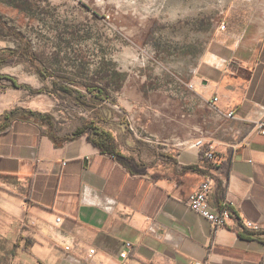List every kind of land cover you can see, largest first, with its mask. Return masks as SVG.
Here are the masks:
<instances>
[{
    "label": "crops",
    "instance_id": "1",
    "mask_svg": "<svg viewBox=\"0 0 264 264\" xmlns=\"http://www.w3.org/2000/svg\"><path fill=\"white\" fill-rule=\"evenodd\" d=\"M233 10L189 80L140 89L123 105L114 135L136 171L86 135L67 140L82 126L32 107L29 91L0 79V264H264V134L255 128L264 117V0ZM0 75L43 85L24 64L1 65ZM190 166L201 172L183 173ZM206 177L212 211L222 195L234 203L224 228L188 205Z\"/></svg>",
    "mask_w": 264,
    "mask_h": 264
},
{
    "label": "rangeland",
    "instance_id": "2",
    "mask_svg": "<svg viewBox=\"0 0 264 264\" xmlns=\"http://www.w3.org/2000/svg\"><path fill=\"white\" fill-rule=\"evenodd\" d=\"M241 3L0 0V32L8 35L0 36L1 46L18 52L12 66L24 64L33 74L44 68V78L37 74L43 85H33L51 94L29 93L32 107L55 113L59 122L83 127L93 121L116 135L126 115L123 105L131 107L132 94L170 85L174 89L189 80ZM28 49L31 55L24 57Z\"/></svg>",
    "mask_w": 264,
    "mask_h": 264
},
{
    "label": "trees",
    "instance_id": "3",
    "mask_svg": "<svg viewBox=\"0 0 264 264\" xmlns=\"http://www.w3.org/2000/svg\"><path fill=\"white\" fill-rule=\"evenodd\" d=\"M0 36L5 38L8 35L3 33V32H0ZM23 52H24L23 53L24 57L31 55L30 49L23 51ZM17 53L18 52H15L13 50H2V51H0V66L4 65V64L5 65H13L15 63H18V60L16 62L15 61L16 58L14 59V55L16 57ZM20 54H22V53H20ZM43 69L44 68L37 69V73H36L39 76H41L42 78L45 77V73H44ZM0 79L10 80L12 82V85L14 88L27 90L32 94H47V95L51 94V93H48L46 90H40V89L34 90L28 85H20L17 83V81L15 79H13L11 77H2L0 75ZM62 89L66 93L70 94V91L67 88L64 87ZM78 100H80V98ZM13 115H14V111L10 115H6L5 118L9 119V118L13 117ZM33 115H36L42 119L41 115H39V114L38 115L33 114ZM84 135L87 136V140L89 141V143H91L95 148L100 150L101 153L113 156L114 158L122 161L132 171H136V166L133 163V159L131 157L125 156L124 154L121 153V151L119 150V146H118V143L116 141V138L111 131L106 130L104 128H101L98 125H96L95 122L90 121V122H86L83 127L77 129L71 136H69L67 138V140L77 139V138L84 136ZM205 155H206V153H205ZM202 158H203V156H202V152H201V160H202ZM186 172L199 173L201 171L199 170L198 166H190V167L183 169V173H186ZM204 179H211L212 180V178H210V177H206ZM221 198L223 201L225 199V196L222 195ZM220 208H222V204H221ZM234 215H235V213H234ZM33 243L34 242L32 240L27 238L26 244H25V247H26L25 249H27Z\"/></svg>",
    "mask_w": 264,
    "mask_h": 264
},
{
    "label": "built area",
    "instance_id": "4",
    "mask_svg": "<svg viewBox=\"0 0 264 264\" xmlns=\"http://www.w3.org/2000/svg\"><path fill=\"white\" fill-rule=\"evenodd\" d=\"M221 29H225V25L221 26ZM217 101V100H216ZM264 114V112H263ZM228 117L232 118L233 113H230ZM255 128L261 134H264V117L263 120L255 124ZM198 146H202L203 142H199ZM206 157L214 162H218V157L209 149L206 152ZM213 190V181L211 179H203L199 185L195 193L189 198L188 205L189 207L195 211L197 214L211 222L216 228H224L226 227L234 218V203L229 201L228 199H224L222 203V208L218 211H212L210 208V194ZM61 218H58L57 222L60 223ZM247 228L259 230L258 226H255L252 223H248ZM128 249H132L133 245L131 243L126 244ZM69 249V248H68ZM95 250L92 249L90 254H94ZM128 254L125 252L121 254L122 259H126ZM193 264H204L202 262H194Z\"/></svg>",
    "mask_w": 264,
    "mask_h": 264
}]
</instances>
